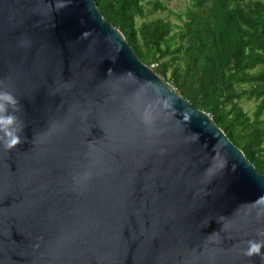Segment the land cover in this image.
Returning a JSON list of instances; mask_svg holds the SVG:
<instances>
[{
	"label": "water",
	"instance_id": "1",
	"mask_svg": "<svg viewBox=\"0 0 264 264\" xmlns=\"http://www.w3.org/2000/svg\"><path fill=\"white\" fill-rule=\"evenodd\" d=\"M0 80L26 125L0 145V264H264V174L96 0H0Z\"/></svg>",
	"mask_w": 264,
	"mask_h": 264
},
{
	"label": "trees",
	"instance_id": "2",
	"mask_svg": "<svg viewBox=\"0 0 264 264\" xmlns=\"http://www.w3.org/2000/svg\"><path fill=\"white\" fill-rule=\"evenodd\" d=\"M96 2L138 56L158 62L156 72L208 112L264 174V0H192L179 13L164 0ZM167 10L179 24L138 21ZM244 97L258 101L253 115L241 105Z\"/></svg>",
	"mask_w": 264,
	"mask_h": 264
},
{
	"label": "clouds",
	"instance_id": "3",
	"mask_svg": "<svg viewBox=\"0 0 264 264\" xmlns=\"http://www.w3.org/2000/svg\"><path fill=\"white\" fill-rule=\"evenodd\" d=\"M82 35L87 38L90 32L85 31ZM149 66L151 67V65ZM22 107V101L11 89V86L6 81L0 80V145L6 150L10 151L24 142L26 125L19 115ZM141 119L146 127L152 128L154 118L149 110L146 109L141 113ZM90 154L94 156V153ZM95 175H97V168L94 160L93 164L74 177V181L77 185L83 186L90 182ZM243 254L248 257L264 255V239L248 240Z\"/></svg>",
	"mask_w": 264,
	"mask_h": 264
},
{
	"label": "rangeland",
	"instance_id": "4",
	"mask_svg": "<svg viewBox=\"0 0 264 264\" xmlns=\"http://www.w3.org/2000/svg\"><path fill=\"white\" fill-rule=\"evenodd\" d=\"M166 2H168V5L170 6V8L175 12V13H179V12H183L185 11L188 7L191 6L192 0H164ZM148 16H146L145 18H138V21H144V20H150V19H155V18H159V17H164V18H168L170 19L173 23H177L179 24L178 21V16L176 14H172L169 10L167 11H159L156 12L154 14H150V12H148ZM169 85H171L175 90H177V85L173 82L170 81L168 82ZM240 90L241 89H245L248 87V85H239ZM241 105L247 109L252 115L253 112L256 110L258 101L255 99L249 100L247 97H244L241 100ZM264 119V116H263Z\"/></svg>",
	"mask_w": 264,
	"mask_h": 264
},
{
	"label": "built area",
	"instance_id": "5",
	"mask_svg": "<svg viewBox=\"0 0 264 264\" xmlns=\"http://www.w3.org/2000/svg\"><path fill=\"white\" fill-rule=\"evenodd\" d=\"M158 65H159L158 62H154L153 64H151V68H152V69H155V68L158 67Z\"/></svg>",
	"mask_w": 264,
	"mask_h": 264
}]
</instances>
